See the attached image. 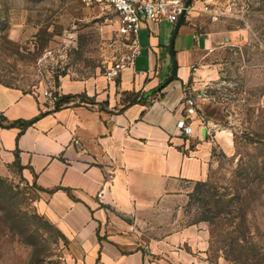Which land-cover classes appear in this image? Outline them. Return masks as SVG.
Returning <instances> with one entry per match:
<instances>
[{
    "label": "crops",
    "instance_id": "obj_1",
    "mask_svg": "<svg viewBox=\"0 0 264 264\" xmlns=\"http://www.w3.org/2000/svg\"><path fill=\"white\" fill-rule=\"evenodd\" d=\"M176 22H144L141 54L115 80L106 72L63 75L57 92L71 97L59 107L41 90L0 81V173L19 160L39 189L38 209L66 237L71 264H183L188 256L168 240L140 241L130 218L182 190L184 182L206 179L214 141L231 144L227 130L216 128L221 104L193 97L188 82L204 53L235 36L215 23L202 29L183 21L174 45L177 74L147 95L172 72ZM188 96L197 109L188 119L189 135L177 126ZM40 114L27 126L8 125Z\"/></svg>",
    "mask_w": 264,
    "mask_h": 264
},
{
    "label": "rangeland",
    "instance_id": "obj_2",
    "mask_svg": "<svg viewBox=\"0 0 264 264\" xmlns=\"http://www.w3.org/2000/svg\"><path fill=\"white\" fill-rule=\"evenodd\" d=\"M217 2L234 8L213 22L203 0H193L184 22L215 23L235 38L194 63L188 86L198 100L221 104L216 128L231 144L214 141L206 179L184 182L130 219L145 244L168 240L183 250V264H264V0ZM125 41L112 8L0 0V81L7 84L54 95L63 75L107 72L128 51ZM38 190L19 165L0 173V264H71L66 237L38 209Z\"/></svg>",
    "mask_w": 264,
    "mask_h": 264
},
{
    "label": "built area",
    "instance_id": "obj_3",
    "mask_svg": "<svg viewBox=\"0 0 264 264\" xmlns=\"http://www.w3.org/2000/svg\"><path fill=\"white\" fill-rule=\"evenodd\" d=\"M88 3L99 5L102 8H112L118 16L119 34L127 39L123 42L129 47L128 51L122 54L116 62H114L107 70L106 76L108 80H115L123 68L131 66L136 56L141 54V46L139 42V30L146 21L168 20L176 22L180 13L185 7L182 0H84ZM217 0H203L201 10L210 15L212 20H218L223 14L230 13L234 8V3H229L224 8L217 5ZM193 6H190L189 11ZM45 97L50 98L56 103L60 94L57 92L53 95L52 91L44 90ZM187 108L186 116L178 120L177 126L183 133L189 135L192 133V127L188 123V119H192L197 115L196 103L193 97L186 98ZM204 120L202 123L204 124ZM101 195V192L99 193Z\"/></svg>",
    "mask_w": 264,
    "mask_h": 264
},
{
    "label": "water",
    "instance_id": "obj_4",
    "mask_svg": "<svg viewBox=\"0 0 264 264\" xmlns=\"http://www.w3.org/2000/svg\"><path fill=\"white\" fill-rule=\"evenodd\" d=\"M192 2H193V0H186L185 1V7L182 10V12L180 13V17L175 24V28H174L172 36H171L170 50H171V54L173 57L172 72L162 83H160L157 87L150 90L147 93V95H152V94L162 90L164 87H166L175 78V76L177 74L178 67H177L175 50H174L175 40H176L177 34L179 32V29H180L181 25L183 24L184 18L186 17L187 9L191 6Z\"/></svg>",
    "mask_w": 264,
    "mask_h": 264
},
{
    "label": "trees",
    "instance_id": "obj_5",
    "mask_svg": "<svg viewBox=\"0 0 264 264\" xmlns=\"http://www.w3.org/2000/svg\"><path fill=\"white\" fill-rule=\"evenodd\" d=\"M70 97H71L70 95H63V96L59 99V101H57V107H59L63 102L69 100ZM40 116H41V114H40V115H37V116H35V117L31 118V119H22V120H19V121H14V122H12V123H10V124H8V125L16 124V123H18V122H22L25 126H27V125H29V124L34 123L37 119L40 118ZM0 122H1V123L3 122V118H2L1 116H0ZM16 164L20 166V164H19V160L16 161Z\"/></svg>",
    "mask_w": 264,
    "mask_h": 264
}]
</instances>
